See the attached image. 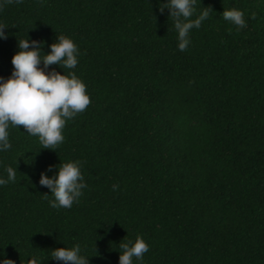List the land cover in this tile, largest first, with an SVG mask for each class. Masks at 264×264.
Wrapping results in <instances>:
<instances>
[{"label":"trees","instance_id":"1","mask_svg":"<svg viewBox=\"0 0 264 264\" xmlns=\"http://www.w3.org/2000/svg\"><path fill=\"white\" fill-rule=\"evenodd\" d=\"M165 3L3 5L0 77L11 76L19 40L40 42L43 57L63 35L79 63L49 71L75 72L91 103L55 150L9 128L0 176L17 171L0 187V261L62 264L51 252L80 245L89 264H119L120 244L139 235L150 247L143 264H264V0H197L210 16L183 52ZM233 7L246 28L223 19ZM76 160L87 188L54 209L40 174Z\"/></svg>","mask_w":264,"mask_h":264},{"label":"clouds","instance_id":"2","mask_svg":"<svg viewBox=\"0 0 264 264\" xmlns=\"http://www.w3.org/2000/svg\"><path fill=\"white\" fill-rule=\"evenodd\" d=\"M22 3L23 0H14ZM5 3L13 0H0V10ZM201 3V0H200ZM159 7L165 9L174 18V28L178 33V49L185 51L191 44L190 32L199 29L210 16V11L197 12V0H167ZM193 17H195L193 19ZM222 17L238 29L247 27L244 12L235 7L224 10ZM0 24V39H6ZM19 51L12 58L13 71L5 80L0 77V152L11 148L9 128L23 126L29 136L38 137L43 149L55 150L65 140L63 130L67 122L83 113L91 103L87 86L75 72L60 74L50 66L58 65L62 69H75L79 63L80 49L66 36H58L57 42L50 45V53L41 57V43L25 39L18 41ZM42 62V66H41ZM53 171L40 174L39 184L50 190L53 197L49 206L54 209L71 208L78 203L87 184L82 173L81 161H68L56 166ZM7 178L0 176V187L15 182L16 170L8 168ZM119 186L113 185V190ZM150 251L149 244L142 236L134 241L120 244L119 264H143L144 254ZM51 258L62 264H89V257L82 253L80 245L63 247L51 252ZM0 264H14L10 259H3ZM33 264H43L39 257L33 258Z\"/></svg>","mask_w":264,"mask_h":264}]
</instances>
